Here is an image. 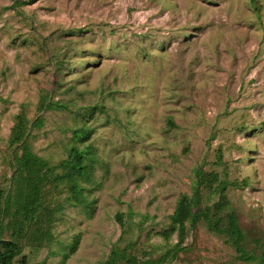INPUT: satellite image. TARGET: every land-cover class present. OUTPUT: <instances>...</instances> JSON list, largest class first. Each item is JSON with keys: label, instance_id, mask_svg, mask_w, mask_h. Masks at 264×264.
<instances>
[{"label": "rangeland", "instance_id": "obj_1", "mask_svg": "<svg viewBox=\"0 0 264 264\" xmlns=\"http://www.w3.org/2000/svg\"><path fill=\"white\" fill-rule=\"evenodd\" d=\"M0 239L264 264V0H0Z\"/></svg>", "mask_w": 264, "mask_h": 264}, {"label": "trees", "instance_id": "obj_2", "mask_svg": "<svg viewBox=\"0 0 264 264\" xmlns=\"http://www.w3.org/2000/svg\"><path fill=\"white\" fill-rule=\"evenodd\" d=\"M85 131L84 130H80L77 129L74 131V135L78 136L80 133L83 134ZM80 134V135H81ZM71 155L74 158V161L77 162V168H78V172L82 173L83 177H87V165L86 163H84V160L86 159V154L85 152L83 153L82 151H80L78 148L76 147H71ZM29 155L28 152L24 153V156ZM24 160L26 161V158L24 157ZM33 162L37 165L38 162H36V160H33ZM72 187H78V185H73ZM80 191V187H78V192ZM174 214V218H175ZM47 234V233H46ZM0 249L2 251H0V264H9V261H11V259L14 257V255L19 251L17 244L12 241V240H3L0 239Z\"/></svg>", "mask_w": 264, "mask_h": 264}]
</instances>
